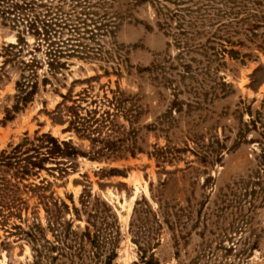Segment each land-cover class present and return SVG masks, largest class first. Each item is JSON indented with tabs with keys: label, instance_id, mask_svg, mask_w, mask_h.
<instances>
[{
	"label": "rangeland",
	"instance_id": "374dc122",
	"mask_svg": "<svg viewBox=\"0 0 264 264\" xmlns=\"http://www.w3.org/2000/svg\"><path fill=\"white\" fill-rule=\"evenodd\" d=\"M177 2L162 1L182 9V24L165 26L156 2L109 0L118 23L101 52L69 57L55 76L43 63L32 99L9 119L28 70L16 57L2 65L0 149L48 131L91 152L61 111L63 95L83 89L101 107L121 91L129 111L114 116L116 154L77 155L61 175L39 169L22 181L0 224V264H104L110 251L112 264L151 253L160 264H264V0ZM17 25L27 43L18 57L28 59L33 37L26 20ZM18 28L0 17V65ZM134 181L144 186L126 210ZM56 215L70 225L50 227Z\"/></svg>",
	"mask_w": 264,
	"mask_h": 264
},
{
	"label": "trees",
	"instance_id": "16d2710c",
	"mask_svg": "<svg viewBox=\"0 0 264 264\" xmlns=\"http://www.w3.org/2000/svg\"><path fill=\"white\" fill-rule=\"evenodd\" d=\"M109 0H0V17L3 20H10L18 28L17 22H28V34L33 37L31 44L28 43V59L18 57L21 51V43L27 44L23 29H17L16 41L6 46L8 56L0 65V77L2 65L16 57L22 70L27 69L28 73H22L21 78L15 81L17 87L16 101L11 109H7L6 119L12 117L10 111L18 110L20 105L30 101L38 88L37 68L43 63L47 71L55 76L60 70L67 66V59L72 56L80 58H91L101 52V37L105 34H112L117 26V12H110L106 5ZM114 1V0H112ZM152 1L158 3L159 11L166 15L161 24L169 26V20L173 17L184 15L181 8L170 9L163 0H129L130 4ZM173 3L180 0H166ZM166 10V11H162ZM188 11V8H185ZM181 21L178 22L180 26ZM184 34L185 30L179 31ZM224 50V49H223ZM43 57L38 56V52ZM232 51V49H229ZM48 80L43 75L42 81ZM121 91L114 90L111 97L104 96L101 107L95 95H89L87 89H83L76 97L63 95L70 103H61L63 122H67L65 131H73L76 135L85 137L91 144V152L82 151L74 145L71 139H59L48 131H35L33 135L25 134L22 139L9 144L6 148L0 149V224L7 222L10 215L15 213L17 191L23 180L28 175L35 174L39 169L57 171L60 175L65 173L72 164L71 159L77 155H89L92 158L103 155L116 154L120 149L119 135L113 136L116 132L114 116L123 112L126 116L129 109L122 106ZM90 96L89 98H87ZM85 100V104L82 101ZM101 101V100H100ZM119 133V132H118ZM133 146V145H132ZM129 147L131 154H134L133 147ZM49 162V165H45ZM112 170H117L113 169ZM24 186H27L23 183ZM56 205V202H53ZM60 205L66 206L62 201ZM49 206L47 207V210ZM76 209V208H75ZM51 217V215H50ZM51 225L67 224L68 220L60 221L58 216L50 219ZM28 234V230L25 231ZM33 236V235H32ZM34 237V236H33ZM112 251L107 255L108 259L104 264L111 263ZM144 257V256H143ZM143 264H160L151 253Z\"/></svg>",
	"mask_w": 264,
	"mask_h": 264
},
{
	"label": "bare ground",
	"instance_id": "6f19581e",
	"mask_svg": "<svg viewBox=\"0 0 264 264\" xmlns=\"http://www.w3.org/2000/svg\"><path fill=\"white\" fill-rule=\"evenodd\" d=\"M139 185H141V187L144 186L143 183H140L138 181H134L133 182V191H132V193L130 194L129 197L124 198V202L123 203H119L121 205V208H125L127 210L130 207V202L134 198L135 192L139 189ZM108 193L110 194V197H113L110 192H108ZM124 203H126V205H124Z\"/></svg>",
	"mask_w": 264,
	"mask_h": 264
}]
</instances>
